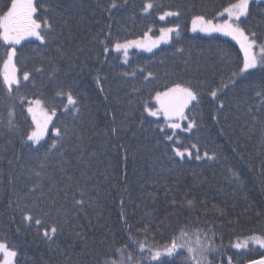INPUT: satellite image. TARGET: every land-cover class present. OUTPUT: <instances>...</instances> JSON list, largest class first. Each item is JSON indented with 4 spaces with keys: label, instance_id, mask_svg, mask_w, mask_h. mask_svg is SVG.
I'll list each match as a JSON object with an SVG mask.
<instances>
[{
    "label": "trees",
    "instance_id": "obj_1",
    "mask_svg": "<svg viewBox=\"0 0 264 264\" xmlns=\"http://www.w3.org/2000/svg\"><path fill=\"white\" fill-rule=\"evenodd\" d=\"M5 2L6 0H0V7H3ZM39 2L43 5L44 0ZM108 2L109 0H57L56 11L51 17L57 39L47 48L39 45L34 39L23 41L21 46H18L21 49L18 53V66L22 71H29L34 81V86L25 82L28 86L23 92L29 99L41 98L49 108L56 109L53 124L59 123L61 127L73 124V116L63 111L64 106H68L66 96H57V92L63 89L65 92L71 91L79 101L80 113L75 121L77 125L88 126L94 123L99 130L110 128L112 113L115 112L117 124L124 121L130 129L119 139L111 137L106 141L103 136L91 137L90 147L93 150L99 149V169L106 173V178L98 177L99 210L103 216L101 225L106 227L88 230L86 242H72L67 227L64 226V231L53 238L54 242H49L42 236L43 228L38 232V226L22 221L20 212L13 213V209L8 207L9 200L15 201L17 197L7 181H4L0 184V240L15 245L20 264H96L98 257L120 259L119 253H115V248L132 244L121 228L119 220L121 198L127 203V212L129 216H133L134 221L145 218H154L151 220L153 224L164 221L163 235H157L158 242L163 243L170 238L174 229L181 226L177 223V217L182 222L188 215L174 210L171 203L173 199L182 200L186 193L200 199L207 198L210 209L213 204H219L227 211L234 224L231 227L225 225L221 229L226 249L229 241L235 243L237 237L242 242L250 233L264 232V218L257 216V213L264 212V186L260 184L257 172L253 171L249 163L250 161L256 163L258 168L259 146L257 138L251 139L245 145L244 134L239 131V125L243 123V109L237 108V104L241 103L239 90L234 92L224 89L227 93L225 99L229 102L228 120L225 121L221 117L220 124L211 119L214 108L208 103L210 97L206 95L208 88L220 86L222 79L227 81V73L220 64L221 52H227L233 62L242 60L243 54L239 50V45L229 38L191 33V23L195 15L203 14L210 18L226 7L229 0H164L165 5L180 7L182 10L180 18L172 17L165 21L157 19L156 13L147 17L142 16L139 9L144 0H130V4L135 5L134 8L121 9L109 20L108 13L104 10ZM258 20L259 16L253 22V27ZM173 23H179L181 26L179 38L173 33V40L169 45L160 47L151 54L133 51L128 63H124L122 56L114 51L105 57L102 46L93 42L94 37L103 38L108 24L112 25L113 37L123 40L142 37L149 27L152 28L149 34L157 36L161 27H170ZM176 47H183L186 54L191 53L193 70L188 75L193 78V82L196 83L198 80L207 82L203 89L205 92L203 105L190 113L200 127L194 128L191 133L179 132L178 138L182 141L181 146L189 147L193 156L196 149L190 147L192 144L197 145L201 155L205 151L210 154L217 153L220 157L217 162L205 163L193 159L184 163L179 157L173 160L172 142L163 140L164 133L156 127V124L163 127L166 122L163 118L147 117V113L143 112L145 102L155 105L156 90H163L166 85L178 79L176 75L165 76L166 69L171 71L175 66L181 70V76H185L182 71L184 68L182 60L174 61L171 55ZM33 49L39 51L34 52ZM3 57L4 48L0 47V71ZM161 59H164L166 64H160ZM197 65L201 69L199 73L195 71ZM37 67H42L44 71L37 73L35 71ZM140 67L146 69L143 74L138 71ZM133 70L137 71L135 77L122 75ZM98 71L102 79L106 78L102 84L96 82ZM147 71L156 74L155 81L143 79ZM133 89L139 91L134 92ZM129 100L131 104L128 103ZM243 101L258 103L251 91L243 97ZM13 103L16 105V121L21 130L34 129L26 110L27 101L23 108L19 106L18 101L9 102L4 89L0 87V117L5 121L7 110ZM142 116L147 117V121L152 123L145 122L144 128H140ZM237 116L241 117L239 122L236 121ZM183 123L187 124L188 121ZM229 124L233 125L235 131L228 127ZM221 128L225 129L224 134H221ZM165 131L172 133L173 130L166 128ZM133 132L136 133L135 136L132 135ZM258 135L257 133V137ZM52 138L50 125L45 140ZM2 143L3 139L0 138V144ZM121 144L128 149L127 161L124 159L123 149L120 148ZM16 145L19 148L18 140ZM238 145L244 146L242 153L234 150ZM6 155L11 156V151ZM22 162L35 166V161H30L27 157ZM229 167L241 175L243 191L236 190L234 185L227 182L226 170ZM56 178H59L58 173ZM217 185L224 187L223 194L214 193ZM165 186L171 189L167 194ZM233 192L235 194H232ZM43 206L47 207L46 201ZM89 213L95 216V210H89ZM145 213L149 216L145 217ZM10 215L15 216L14 221L9 218ZM218 215V213L213 215L212 211H209L208 218L213 220ZM237 217L238 224L235 223ZM44 219L49 226L57 223L54 217ZM84 223L86 224V221ZM93 223L95 224V220ZM203 223L201 218V224H193L192 230L202 227ZM216 223L219 224L220 220L216 219ZM105 233H108L107 239ZM113 234L116 236L115 245L112 244ZM148 243H152L151 237ZM249 249L242 250L246 254L234 257V260L238 259L239 264H247L249 259H259L261 253H264V249L253 243H249ZM137 251L134 245L128 248V253L133 256ZM233 252H236V249H229L227 255ZM227 255L224 256L225 264ZM176 264H182V261L177 260Z\"/></svg>",
    "mask_w": 264,
    "mask_h": 264
},
{
    "label": "snow or ice",
    "instance_id": "obj_2",
    "mask_svg": "<svg viewBox=\"0 0 264 264\" xmlns=\"http://www.w3.org/2000/svg\"><path fill=\"white\" fill-rule=\"evenodd\" d=\"M56 7L57 0H44L43 5L39 0H6L4 6L0 7V47L4 48L0 87L4 89L9 102L18 101L19 106L23 108L27 101L26 110L35 125L32 130H21L16 121L14 103L7 110V120L0 117V138L3 139V143L0 144V184L7 181L11 190L16 193V200H9L8 207L13 209V213L20 212L22 221L38 226V232L40 228H43L42 236L45 240L54 242L53 238L63 232L66 226L72 242H86L88 230L94 231L96 227H106L101 225L103 216L99 210L98 180L99 176L106 178V173H102L99 169V149L93 150L90 147L91 137L103 136L106 141L111 137L119 139L130 129L124 121L117 124L115 112L112 113L110 128L99 130L94 123L88 126L77 125L75 121L79 118V101L71 91L65 92L63 89L57 92V96H66L68 106H64L63 111L73 116V124L70 126L65 124L61 127L59 123H52L53 117L57 114L54 107L49 108L41 98L29 99L23 92V89L28 86L25 82L32 83L34 86V81L29 71H22L18 66V53L21 50L18 46H21L23 41L34 39L39 42V45L47 48L53 40L57 39L51 18ZM126 7L134 8L135 5L130 4V0H109L104 10L111 20L116 12ZM139 12L144 17L156 13L160 21H165L169 17L182 16L180 7L173 8L171 5H165L164 0H144ZM257 16L259 20L253 27ZM111 28L112 25L108 24L103 38L94 37L93 42L102 46L105 57L112 51L120 53L124 63H128L130 49L153 52V49L159 48L161 44L171 43L173 33L176 34V38H179L181 32L180 24L173 23V26L161 27L159 36L156 38L149 34L152 31L149 27L142 37L121 40L119 37H113ZM191 30L207 34L219 33L224 37H230L239 45V50L243 54L242 60L233 62L227 52H221L220 64L224 66L227 73V81L222 79L220 86L208 88L206 95L210 97L208 103L214 108L211 119L216 124H220L221 117L225 121L228 120L229 102L225 99L227 93L224 89L234 92L239 90L241 103L237 104V108L243 109V123L239 125V131L244 134L245 145L251 139L257 138L259 166L257 168L256 163L252 161L249 163L253 171L257 172L260 184L264 186V0H229L226 7L210 18L203 14L195 15ZM33 51L36 52L39 49H33ZM57 51L61 50L57 49ZM171 55L174 61L182 60L184 65L182 71L187 78L181 76V70L175 66L171 68V71L166 69L165 76L176 75L178 79L166 85L163 90H156L155 105L145 102L143 112L147 113V117L157 119L163 117L165 125L162 127L156 124V127L164 133L163 140L172 142L173 160L179 157L184 163L193 159L205 163L217 162L220 157L215 152L210 154L205 151L201 155L197 145L192 144L190 147L196 149L193 156L189 147L181 146L182 141L178 138V133H191L194 128L200 127L190 113L203 105L205 96L203 89L207 82L198 80L194 83L193 78L188 75L193 70L190 52L186 54L183 47H176ZM160 64L164 65L166 61L161 59ZM200 70L197 65L195 71L199 73ZM35 71L42 73L44 69L37 67ZM138 71L143 74L146 69L140 67ZM122 75L135 77L137 71L125 72ZM103 79L98 71L97 84H102ZM143 79L149 82L155 81L156 74L147 71ZM133 91L138 92L139 89H133ZM249 91L254 93L258 103L243 101V97ZM128 103L132 102L129 100ZM147 117H141L140 128H144L145 122L152 123L147 121ZM240 120L241 117L237 116L236 121ZM184 121L188 123L184 124ZM49 125L52 127L53 138L45 140L49 134ZM228 127L233 128V125L229 124ZM166 128L173 130L172 133L165 131ZM233 130L235 131L234 128ZM224 132L225 129L221 128V134ZM132 135L135 136L136 133L133 132ZM174 137H176L175 140ZM17 140L19 148L16 145ZM120 148L123 149L124 159L127 161L128 149L123 144ZM243 148V145H238L234 150L242 153ZM9 151L11 156L6 155ZM25 157L35 161V166L23 163ZM241 158L243 159V156ZM226 171L227 182L234 185L236 190L243 191L241 175L231 167ZM224 190V187L217 185L214 193L223 194ZM170 191L171 189L165 186L166 194ZM45 201L47 207L43 206ZM171 203L174 210L188 215L182 222L177 217V223L181 226L173 230L167 241L161 243L158 242L157 235H163L164 221H160L159 224L151 222L154 218L134 221L133 216H129L127 212V203L121 198L119 220L121 228L132 244L115 248V253H119L120 259L98 257L96 264H129L130 261L131 264H176L177 260H181L182 264H225L224 256L229 249L233 248L236 252L227 255L226 264H239V260H234V257L245 255L246 253L242 250H250L249 243L264 249V232L250 233L242 242L237 237L235 243L229 241L226 249L221 229L225 225L233 226L234 221L219 204H213L210 209L207 198L200 199L186 193L182 200L173 199ZM89 210H95V216L90 215ZM209 211H212L213 215L219 214L216 217L220 220L219 224L216 223V219L209 220ZM148 216L149 214L145 213V217ZM257 216L264 218V212L257 213ZM44 217H54L57 223L49 226ZM9 218L14 221L15 216L10 215ZM201 218L204 221L203 226L193 231L191 226L201 224ZM235 223H239L238 217ZM107 235L108 233H105L106 239ZM149 237L152 239L151 244L148 243ZM115 242L116 236L113 234L112 244L115 245ZM133 245L138 249L135 256L128 253V248ZM0 255H2L0 264H20L15 245H9L5 240H0ZM102 255L106 256V254ZM247 264H264V253H261L259 259H249Z\"/></svg>",
    "mask_w": 264,
    "mask_h": 264
},
{
    "label": "rangeland",
    "instance_id": "obj_3",
    "mask_svg": "<svg viewBox=\"0 0 264 264\" xmlns=\"http://www.w3.org/2000/svg\"><path fill=\"white\" fill-rule=\"evenodd\" d=\"M169 18H172V17H169ZM168 19V18H167ZM191 29H192V23H191ZM191 33H193V34H199V35H204V36H215V35H218V36H222V35H220L219 33H212V34H207V33H203V32H199V31H197V32H193L192 30H191ZM151 35V34H150ZM152 36V35H151ZM157 36H159V35H157ZM157 36H152L153 38H156ZM222 37H224V36H222ZM226 38H229V39H231L230 37H226ZM165 45H168V44H161L160 46H159V48L160 47H162V46H165ZM159 48H155V49H153V52L154 51H156L157 49H159ZM130 51V54L133 52V51H137V52H139V53H145V54H151V53H153V52H146V51H141V50H138V49H130L129 50ZM120 54V53H119ZM130 54H129V58H130ZM121 55V54H120ZM122 56V55H121ZM129 58H128V60H129ZM122 59H123V57H122ZM155 101V100H154ZM30 115V114H29ZM30 117H31V115H30ZM39 118V117H38ZM160 118H163L162 116L160 117ZM31 120H32V117H31ZM34 125V124H33ZM50 126V125H49ZM34 128H35V125H34ZM0 260H2V255H0Z\"/></svg>",
    "mask_w": 264,
    "mask_h": 264
},
{
    "label": "bare ground",
    "instance_id": "obj_4",
    "mask_svg": "<svg viewBox=\"0 0 264 264\" xmlns=\"http://www.w3.org/2000/svg\"><path fill=\"white\" fill-rule=\"evenodd\" d=\"M169 44H170V43H169ZM169 44H168V45H169ZM165 46H167V45H165ZM162 47H163V46H162Z\"/></svg>",
    "mask_w": 264,
    "mask_h": 264
}]
</instances>
